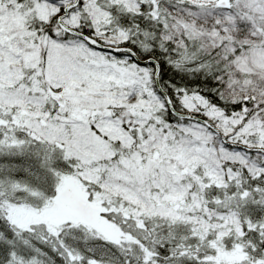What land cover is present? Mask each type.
Instances as JSON below:
<instances>
[{
	"label": "trees",
	"instance_id": "trees-1",
	"mask_svg": "<svg viewBox=\"0 0 264 264\" xmlns=\"http://www.w3.org/2000/svg\"><path fill=\"white\" fill-rule=\"evenodd\" d=\"M15 1L27 9L32 6L31 0ZM64 1H41L57 10L44 20L29 19L27 14L16 20L20 25L31 20L23 25L24 35L20 32L25 30H16L14 40L22 39L18 41L22 49L25 44L33 45L30 48L38 59L33 72L43 67L44 37L75 41L90 48L60 30L57 17L62 13ZM187 3V0H80L63 19L65 26L100 44L126 47L141 59H152L154 64L138 66L127 53L92 49L109 62L119 59L132 67L140 82L145 81L142 83L149 95L139 97L135 91L129 98L132 105L138 104L139 111H130L128 107L100 110L111 119L120 120L121 130L130 139L128 147L106 142L105 137L95 133L93 125L100 116L97 110L84 113L76 109L79 121L112 150L111 157L98 163V171L94 173H88L82 160L70 153L69 145L59 141L49 143L12 127L11 116L0 122V264H130V260L134 264H264V153L243 149L264 150V129L259 130L254 122L264 104L257 106L254 97L229 100L225 96L221 79L236 75L227 58L204 52L197 40L186 38L181 45L164 40L163 33L170 22L168 10L186 7ZM237 51L240 53L241 48ZM244 74L238 71L240 80H232L237 84L248 82ZM37 79L41 81V76L37 75ZM36 85L46 96L54 94V98L62 91L52 90L42 82ZM157 85L175 112L210 121L227 144L206 126L171 115ZM56 101L52 112L68 114L67 103L58 105ZM42 105L51 114L44 98ZM245 124H249L248 130ZM231 142L237 145H228ZM171 153L174 156L168 157ZM83 172L90 179L83 178ZM108 179L126 188L131 181L134 187L128 190L135 198L136 190L139 206L136 199L129 204L123 191L110 192L95 184L104 185ZM71 180L80 192L75 191L69 199L62 198L65 195L61 188ZM96 189L102 191L103 199L136 214V219L133 216L130 221L127 219L133 226L130 232L125 227L120 230L136 240L122 235L118 240L114 233L110 234L111 239L100 238L97 228L113 227V217L106 204L89 209L88 197ZM166 195L178 199L177 208L163 209L161 200ZM53 210L70 214L67 219L53 223L48 218ZM96 219L106 224L97 226ZM84 220L93 223L92 229L83 226ZM76 233L81 243L75 242ZM103 241L109 247L96 246ZM140 241L151 242V248L156 245L158 250L161 247L165 251L141 253ZM208 241L216 246L215 250ZM117 242L124 243L126 249L115 245ZM100 249L104 252H99ZM76 252L80 253V260L75 259ZM107 252L118 253L119 260L103 261L98 257ZM218 252L230 254L228 258H217Z\"/></svg>",
	"mask_w": 264,
	"mask_h": 264
},
{
	"label": "rangeland",
	"instance_id": "rangeland-1",
	"mask_svg": "<svg viewBox=\"0 0 264 264\" xmlns=\"http://www.w3.org/2000/svg\"><path fill=\"white\" fill-rule=\"evenodd\" d=\"M68 1L66 0L64 3L67 4L69 3ZM187 1L190 3L187 7L175 11L169 10L172 16L170 15V23L163 34L164 40L181 45L183 43L182 36L195 37L199 40V46L204 52L228 59L227 63L230 70L236 74L235 76L225 75V79H221L223 92L229 100L254 97L257 100V106L264 104V61L260 59V57H264V48L253 46L252 49L247 51L242 49L239 55H235L233 46L234 44L240 47L239 44H255L260 41L262 35H264V0H237L234 4H228L227 6L224 0ZM218 2L219 4L223 3L217 6L216 10L210 9H214L215 4H218ZM30 3L32 6L27 9V6L22 7L15 0H0V9L2 11L0 13V120L10 115L9 110L6 109L14 108V111H10L13 112L11 118L13 127L22 128L29 134L49 143L59 141L69 145L72 151L70 153L82 160L81 162L85 165L88 173L97 172L98 163L108 160L112 155V150L108 149L105 142L94 132L89 131L88 126L83 121H79V114L76 109L84 113H91L97 110L100 116L93 125L95 133L97 132L100 136L105 137L106 142H116L123 147H128L130 139L121 130L120 120L118 118L113 120L108 113H101L100 110L128 107L130 111H139L138 104L132 105V101L129 98L135 91H137L139 97L143 96L144 93L149 95V90L142 83L145 81L140 82V77L136 76L132 67L125 65L124 61L113 60L109 62V59H105L104 56L90 50L84 44L74 41L59 42L44 37L43 67L41 71L33 72V66L38 62L30 48L33 45L25 44L24 49H22L18 45V41L22 39L14 40L16 38V30H25L20 32L24 35L26 29L23 25L31 20H25L22 25L16 20L23 18V14H27L29 19L39 18L44 20L49 13L56 14L57 10L54 11V8L46 3L45 6L41 1L31 0ZM196 5L200 7L189 8L190 6L194 8ZM9 8H13V11L8 10ZM231 9L234 10L231 12ZM70 18V22H72L73 17L70 16ZM5 33L8 34V38ZM242 36L244 39L241 38ZM236 69L245 73L244 75H247L249 81L235 83L232 80L233 78L240 80ZM141 73L143 74V70ZM37 75L41 76V81H38ZM39 82H42L43 85L45 84L52 90L61 88L62 91L55 94L56 99L53 97L54 94L46 96L36 85ZM43 98L48 101L51 114L48 110H43ZM55 101L58 105L67 103L68 114L61 111L52 112ZM257 115L254 122L259 130H263L264 110L258 111ZM255 123H251V125ZM248 126L249 124H245V130H248ZM149 139H151L150 135ZM231 145L237 144L231 142ZM173 156L171 153L168 157ZM126 167L128 168L129 165ZM127 174L124 175L126 180L128 178ZM82 177L90 179L86 172H83ZM128 183L133 186L131 181H128ZM95 184L99 188H106L110 192L123 191L129 204H133L132 202L135 199L137 206L141 202L136 190H134L135 193L132 192L136 195V198L129 193L128 188L130 186L128 184V188H126L111 179H108L104 185L96 182ZM76 187L77 185L73 180L64 184L61 192L65 196L62 198L69 199L72 193L78 192ZM101 192V190L96 189L92 190L91 196L88 194L90 204L94 205H89V209L96 205L107 203L111 208L113 227L108 225H104L106 227L103 228L98 227L97 229L101 236L99 237L101 239L106 238V234L114 233L117 234L118 240L121 239V235L136 240V238L120 231L121 228L125 227V230L130 232L129 229L133 226L127 222V219L130 221V216L136 219V214L131 213L127 208L119 204L111 203L109 199H103ZM151 200L153 199L151 198ZM161 202L164 203V210L168 207L177 208L175 203L178 202V199L166 195ZM69 214L68 211L55 212L53 210L49 213L48 218L50 217L49 219L56 223L59 220L67 219L66 215ZM100 223L106 224L98 219L94 222L97 226L101 225ZM82 224L87 229H92L93 227V223L88 224L85 220ZM77 234H74L77 241L73 240L81 243V237ZM96 239L99 238L96 237ZM209 243H211V248L215 250L216 246H212V241H208L207 244ZM115 245L126 249L124 243L118 242ZM138 245L141 253L151 250L162 253L165 251V248L161 247L158 250L156 245L151 248V242L143 243L140 241ZM96 246H101V248L109 247L105 242ZM171 248L169 247V249ZM88 250H91V248H88ZM116 250L119 249L117 248ZM90 252L93 253L95 251L92 249ZM99 252H104V250L100 249ZM134 253H137V251H134ZM229 254L223 255L218 252L217 258L222 256L228 258ZM98 257L103 261L106 258L118 261L120 258L119 254L115 252H107V254H101ZM75 259H81L80 253H75ZM129 262L130 264L135 263L132 260Z\"/></svg>",
	"mask_w": 264,
	"mask_h": 264
},
{
	"label": "water",
	"instance_id": "water-1",
	"mask_svg": "<svg viewBox=\"0 0 264 264\" xmlns=\"http://www.w3.org/2000/svg\"><path fill=\"white\" fill-rule=\"evenodd\" d=\"M78 4V0H74L73 3L67 5L64 9H63V14L58 18V24L61 28V30H63L65 33L67 34H70V35H73V36H76L80 39H82L83 41H85L87 44H89L90 46L96 48V49H99V50H102V51H107V52H111V53H120V52H126L128 54H130L131 58L134 60L135 63H137L138 65H144L146 63H155L152 59H144V60H140L137 55L135 53L132 52V50L128 49V48H112V47H103L102 45L98 44L97 42H95L94 40L78 33V32H75L69 28H67L65 25L62 24L61 22V19L63 17H65L67 15V12L69 9L75 7L76 5ZM154 79L155 81H157V70L155 71V74H154ZM157 88H158V91L160 92V94L164 97V100H165V103L167 105V108H168V111L176 116V117H179V118H182V119H188V120H192V121H196V122H199V123H202L204 125H206L207 127H209L211 130H213L214 132H216L221 138L222 136L219 134V132L210 124L208 123L207 121H203V120H200L194 116H191V115H182V114H179V113H176L172 106H171V103L168 99V97L166 96L165 93H163L160 88L158 87L157 85Z\"/></svg>",
	"mask_w": 264,
	"mask_h": 264
}]
</instances>
